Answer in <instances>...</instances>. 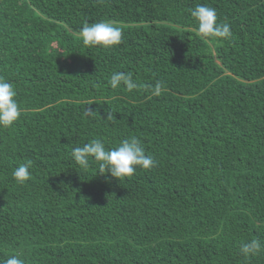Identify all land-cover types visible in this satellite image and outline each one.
I'll use <instances>...</instances> for the list:
<instances>
[{"label": "trees", "instance_id": "obj_1", "mask_svg": "<svg viewBox=\"0 0 264 264\" xmlns=\"http://www.w3.org/2000/svg\"><path fill=\"white\" fill-rule=\"evenodd\" d=\"M197 4L231 37L198 34ZM100 21L119 45L83 44ZM114 72L139 87L111 88ZM0 77L22 109L0 128V259L264 264L240 253L264 245V0H0ZM130 136L154 167L118 180L71 157ZM29 162L21 184L12 173Z\"/></svg>", "mask_w": 264, "mask_h": 264}, {"label": "clouds", "instance_id": "obj_2", "mask_svg": "<svg viewBox=\"0 0 264 264\" xmlns=\"http://www.w3.org/2000/svg\"><path fill=\"white\" fill-rule=\"evenodd\" d=\"M191 16L198 23V34L203 37H216L227 39L232 35L230 26L227 23H218L217 11L213 7L204 4H197L191 9ZM82 42L86 46L101 47L110 49L122 42V30L112 22L100 21L92 24L85 23L79 32ZM125 86L132 91L139 87L138 82L131 73L114 72L110 77V86L117 89ZM163 90L162 82L157 81L152 88L153 95H160ZM17 91L15 86L7 79L0 77V128H10L19 120L22 115L16 99ZM91 114V108L86 109ZM115 117L112 112L106 113L108 121ZM72 159L81 167L89 168L93 163L98 164V173H110L118 180L131 177L137 168L150 169L154 167L155 161L151 155L145 153L140 140L135 136L123 139L118 146L112 149L106 148L105 143L100 139H93L82 146L75 147L71 152ZM31 162L21 164L12 175L21 184L31 178ZM264 251V245L258 240H251L240 247V253L245 258L256 256ZM0 264H22L21 259L16 256L7 259H0Z\"/></svg>", "mask_w": 264, "mask_h": 264}]
</instances>
